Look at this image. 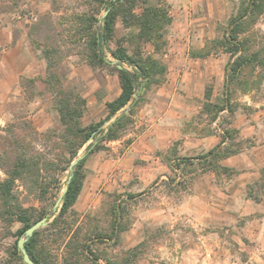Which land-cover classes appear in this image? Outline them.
Wrapping results in <instances>:
<instances>
[{
  "label": "rangeland",
  "instance_id": "obj_1",
  "mask_svg": "<svg viewBox=\"0 0 264 264\" xmlns=\"http://www.w3.org/2000/svg\"><path fill=\"white\" fill-rule=\"evenodd\" d=\"M146 1L156 4L161 0ZM165 1L173 19L162 56L170 67L167 80L148 91L134 126L123 138L88 157L84 185L74 205L78 215L74 227L110 232L116 208L121 206L128 228L120 241L106 237L91 242L105 255L120 256L141 245L136 264H264V236L258 227L264 221V197L255 201L247 195V185L261 176L264 167V86L259 91L237 92L234 116L224 118L228 112H223L211 120L201 112L205 89L213 85L214 101L222 96L229 54L220 52L205 60L193 56L207 41L223 35L240 0ZM88 9L83 0H0V137H12L13 129L27 144L57 160L52 151L62 125L44 83L47 62L34 39L61 46L67 82L88 100L83 122L89 124L107 115L106 103L121 92L118 73L109 67L93 68L83 57V49L69 42L67 31L74 16ZM105 11L102 8L100 19ZM136 11L141 12V6ZM258 27L264 32V14ZM129 31L119 19L111 47L123 40L132 48L126 40ZM144 48L153 51L149 42ZM178 49L184 51L185 63L190 65L180 70L175 81L173 61ZM201 73L214 77L207 80ZM229 119L245 146L222 163L236 173L218 175L200 165L171 167L183 157L216 146L222 137L220 124L228 125ZM87 145L79 156L87 153ZM70 174V169L61 172L58 188L53 186L43 201L19 181L22 202L52 214L51 222L58 213H51L53 206ZM0 177H5L1 168ZM21 227L20 222L10 226L0 222V264H21L10 256ZM40 244L45 255L60 264L61 237L43 231Z\"/></svg>",
  "mask_w": 264,
  "mask_h": 264
},
{
  "label": "trees",
  "instance_id": "obj_2",
  "mask_svg": "<svg viewBox=\"0 0 264 264\" xmlns=\"http://www.w3.org/2000/svg\"><path fill=\"white\" fill-rule=\"evenodd\" d=\"M89 5L85 12L74 16L70 33V43L83 49L82 55L93 67H109L117 71L121 87L120 94L106 103L107 115L89 124L83 122L88 108L87 98L75 87L70 86L62 72L61 46L57 42L34 39L36 49L41 51L47 62V75L44 83L53 96L54 106L62 125L56 135L52 160L34 146L27 144L23 137L11 129L12 137H0V168L5 177H0V222L11 225L20 222L18 237L11 258L26 264L18 248V239L24 231L45 216V210L38 211L33 206H25L19 194L18 182L30 187L41 201L48 199L51 188H58L60 173L69 169L70 164L79 156L80 150L87 145V153L71 171L72 178L64 195L62 204L53 220L45 227L35 231L26 242V248L36 264H56L45 255L41 248L40 236L50 231L62 239L63 251L60 264H136L141 254V245L123 251L122 255L111 257L94 247L92 241L104 238L121 239V233L128 228L123 223V208H116V216L111 231H94L83 227L75 228L78 215L74 210L85 180V164L88 157L98 151L110 149L109 143L120 140L135 124V116L146 102V95L154 86L167 80L168 66L162 56L168 46V32L172 25L169 5L165 0L150 4L146 0H83ZM141 6L142 11L137 12ZM102 8L109 9L100 19ZM264 14V0H240L233 9L221 37L206 42L195 57H206L220 52L229 54L225 67V81L222 96L213 100L214 87L208 84L205 89V102L202 114L211 120L223 116H234L237 106L234 96L237 92L250 93L262 90L264 86V32L258 21ZM121 20L129 28L126 36L132 48L118 41L116 48L111 41L116 35L117 21ZM102 25L98 27V23ZM153 45V51L145 50L146 43ZM107 52L117 61L112 63ZM122 64V68L118 67ZM128 108V111L126 109ZM221 125V141L210 150L193 157H183L174 169L188 165H200L202 170H211L218 175H232L237 172L222 161L244 149L239 130L231 125ZM247 195L255 201L264 197V167L261 176L247 185ZM135 195L130 194V197ZM73 218L72 220L70 218Z\"/></svg>",
  "mask_w": 264,
  "mask_h": 264
},
{
  "label": "water",
  "instance_id": "obj_3",
  "mask_svg": "<svg viewBox=\"0 0 264 264\" xmlns=\"http://www.w3.org/2000/svg\"><path fill=\"white\" fill-rule=\"evenodd\" d=\"M109 12V9H107L105 11V13L103 14L102 18L105 17ZM112 63H117V61H112ZM118 67L119 68H122V64H118ZM126 111H128V108L126 109ZM83 158V155L81 156H78L69 166V169L72 171L75 167V165ZM72 178V174L69 175V178L67 180V185L64 189V192L58 197V199L56 200L54 206H53V209H52V212L51 213H56L58 212L61 204H62V201H63V198H64V195L68 189V184L70 182ZM50 215L52 214H46L45 216H43L42 218H40L38 221H36L34 224H32L30 227H28L25 231H24V234L18 239V248L20 250V252L22 253L23 255V260L26 264H36L35 261L32 259V257L30 256L27 248H26V242L30 239V237L33 236V234L35 233V231L45 227L48 223H49V219H50Z\"/></svg>",
  "mask_w": 264,
  "mask_h": 264
},
{
  "label": "crops",
  "instance_id": "obj_4",
  "mask_svg": "<svg viewBox=\"0 0 264 264\" xmlns=\"http://www.w3.org/2000/svg\"><path fill=\"white\" fill-rule=\"evenodd\" d=\"M212 14H215V13H212ZM200 33H198V35H199ZM202 34V33H201ZM206 34H208V35H210V32H207ZM201 46H204V43L201 45ZM183 50L182 49H178V50H176V54H175V60L173 61V64L175 63V65H174V69H175V72L173 73V80H175V81H178V79H179V77H180V70H182L183 68L185 69V68H188L189 67V65L190 64H187V63H185V61H187V59H185L184 58V56H183ZM185 54V53H184ZM211 55H209V56H206V57H195V58H197V60L198 59H207L208 57H210ZM166 63V62H165ZM167 64V63H166ZM168 66V65H167ZM226 67V66H225ZM170 67L168 66V69H169ZM208 73V72H207ZM199 76H202V78L204 77V78H206L207 80H209V79H212L213 77H214V75H212V74H208V75H206V77H205V75L203 74V73H201ZM225 78V77H224ZM224 81H225V79H224ZM254 224L252 223V226H253ZM258 227H259V229H260V232H262V235L264 236V221L263 222H261L260 223V225H258Z\"/></svg>",
  "mask_w": 264,
  "mask_h": 264
}]
</instances>
